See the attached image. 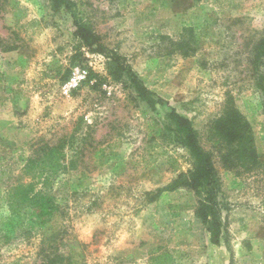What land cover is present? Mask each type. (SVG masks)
I'll use <instances>...</instances> for the list:
<instances>
[{"label": "rangeland", "instance_id": "rangeland-1", "mask_svg": "<svg viewBox=\"0 0 264 264\" xmlns=\"http://www.w3.org/2000/svg\"><path fill=\"white\" fill-rule=\"evenodd\" d=\"M70 1L99 44L77 37L56 0H0V264H162L167 253L171 264H264V60L254 61L264 0ZM113 58L156 111L109 75ZM79 73L85 80L70 88ZM231 108L250 124L256 160L228 169L210 130ZM172 110L213 154L218 245L196 216L195 192L164 191L194 168L158 133ZM56 145L68 169L36 187L57 211L12 214L13 189L38 171L25 172L28 161Z\"/></svg>", "mask_w": 264, "mask_h": 264}, {"label": "trees", "instance_id": "trees-1", "mask_svg": "<svg viewBox=\"0 0 264 264\" xmlns=\"http://www.w3.org/2000/svg\"><path fill=\"white\" fill-rule=\"evenodd\" d=\"M59 6H66L68 12L77 7L70 0H56ZM73 24L76 27V35L87 45L99 44L100 38L94 35L87 23H84L79 13H73ZM264 60V38L255 47L254 61L256 63ZM109 75L116 79H124L126 87L133 91L137 100L145 104L152 111L157 110V100L149 91L146 85L133 73L130 67L122 63V59L113 58L108 62ZM93 76V73H90ZM90 77V80H91ZM98 85L94 84V88ZM260 90L264 95V81L260 85ZM165 125L158 129L159 134L164 132L172 135L175 140L190 154L194 168L188 173H182L164 191L173 192L178 189H188L195 192L198 197V208L196 216L207 226L211 235V242L215 245L220 243L222 223L220 211L218 209L217 198L219 191L218 174L213 160V154L207 152L200 139L199 132L194 128L190 119L178 115L174 110L165 113ZM214 144L223 146L226 151L222 155L223 165L228 168H237L239 164H247L256 160V148L254 135L249 122L236 108L228 109L224 116L216 120L211 130ZM39 155L28 161L25 172L28 174L37 169L31 181L15 187L14 197L16 204L10 206L12 214H19L22 210L34 209L42 218H49L57 211L52 204V198L42 196V189H38L37 184L48 185L51 180L59 176L68 169L65 164L66 155L64 145L44 146L40 149ZM37 180V183H36ZM225 230V225H224ZM162 264H171V255L163 254L156 258Z\"/></svg>", "mask_w": 264, "mask_h": 264}, {"label": "built area", "instance_id": "built-area-1", "mask_svg": "<svg viewBox=\"0 0 264 264\" xmlns=\"http://www.w3.org/2000/svg\"><path fill=\"white\" fill-rule=\"evenodd\" d=\"M85 77L86 76L84 73H79V74L75 75L73 78H71L70 83H69V87L70 88L78 87L79 84L85 80Z\"/></svg>", "mask_w": 264, "mask_h": 264}]
</instances>
